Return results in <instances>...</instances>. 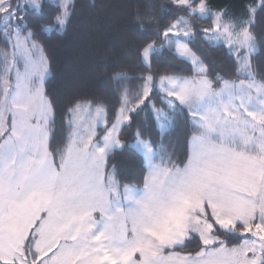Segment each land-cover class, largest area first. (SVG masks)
Here are the masks:
<instances>
[{
  "label": "snow or ice",
  "instance_id": "snow-or-ice-1",
  "mask_svg": "<svg viewBox=\"0 0 264 264\" xmlns=\"http://www.w3.org/2000/svg\"><path fill=\"white\" fill-rule=\"evenodd\" d=\"M170 3L182 14L167 23V8L136 13L153 38L135 52L145 72L111 77L120 107L74 98L61 108L68 131L58 142L37 37L63 32L74 0H0V264H264V79L252 71L264 0L239 16L209 0ZM33 17L47 23L32 26ZM197 38L226 46L245 79H210ZM164 52L193 74L153 73ZM129 80L139 81L135 91L122 86ZM144 109L160 141L140 128L122 139ZM181 117L192 135L186 158L174 159L164 139ZM117 151L142 156V187L117 179ZM193 242L198 250L178 251Z\"/></svg>",
  "mask_w": 264,
  "mask_h": 264
},
{
  "label": "trees",
  "instance_id": "trees-1",
  "mask_svg": "<svg viewBox=\"0 0 264 264\" xmlns=\"http://www.w3.org/2000/svg\"><path fill=\"white\" fill-rule=\"evenodd\" d=\"M55 0H48L54 4ZM213 10L227 8L233 15L239 16L243 7L250 0H209ZM74 11L63 32L53 31L43 33L37 38L44 45L45 55L48 57L50 74L46 80L45 90L50 98L57 100L56 124L58 128L57 141L67 133L63 126L61 108L74 98L99 99L110 109L119 108V86L111 77L120 71L129 76H135L146 70L136 61L135 52L141 40L151 39L150 26H141L136 21V13L154 12L157 17L162 15V9H169L165 16L167 23L177 15H181L171 5L170 0H74ZM45 8V11H48ZM45 24L47 20L33 17L30 24ZM196 24L207 27L210 21H195ZM255 34L261 45L253 59L252 71L257 80L264 79V14L257 17ZM196 44L205 63L211 69L209 78L219 74L225 79H237L234 58L229 54L226 46L208 47L197 38ZM4 47L0 41V48ZM153 73L190 76L193 74L189 63L170 56L164 52L158 62L152 66ZM137 80L123 81L122 86L136 90ZM157 107H161L158 97L153 96ZM140 128L146 139L159 142L161 137L155 126L150 109L140 111L135 117L131 129H125L122 139H128L131 132ZM192 127L190 121L177 118L175 124L166 133L164 143L176 149L175 158H186L188 152L187 141L191 138ZM171 150V148H170ZM142 156L138 153L126 151L114 153L112 163L118 168L117 179L126 184H142L145 168L141 167ZM180 250V249H178ZM198 250L197 242L188 244L180 250L194 252Z\"/></svg>",
  "mask_w": 264,
  "mask_h": 264
},
{
  "label": "rangeland",
  "instance_id": "rangeland-1",
  "mask_svg": "<svg viewBox=\"0 0 264 264\" xmlns=\"http://www.w3.org/2000/svg\"><path fill=\"white\" fill-rule=\"evenodd\" d=\"M191 76V75H190ZM211 79V78H210ZM238 79H245V77L244 76H241V77H239V78H237V79H230V80H238ZM217 87H218V85H217ZM143 184V183H142ZM142 184H136L137 186H140V187H142ZM178 251H180V250H178ZM183 252H185V251H183Z\"/></svg>",
  "mask_w": 264,
  "mask_h": 264
}]
</instances>
